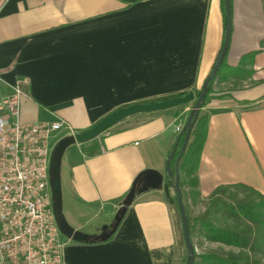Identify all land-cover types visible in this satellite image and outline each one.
Wrapping results in <instances>:
<instances>
[{"label":"crops","instance_id":"1","mask_svg":"<svg viewBox=\"0 0 264 264\" xmlns=\"http://www.w3.org/2000/svg\"><path fill=\"white\" fill-rule=\"evenodd\" d=\"M232 12L227 67L201 110L209 123L196 173L197 205L236 186L264 196V0H233ZM224 24L222 0H0V86L24 88L25 124L63 120L75 134L83 133L120 108L196 95L224 46ZM252 53V64L232 71ZM227 77L239 87L230 89ZM193 106L133 116L66 151L65 217L92 237L115 223L143 172L158 171L165 182L136 197L108 241L62 239L64 264H186L181 213L166 165L182 133L177 128H184ZM93 150L99 153L89 154ZM189 189L183 186V200L198 247L196 199Z\"/></svg>","mask_w":264,"mask_h":264},{"label":"built area","instance_id":"2","mask_svg":"<svg viewBox=\"0 0 264 264\" xmlns=\"http://www.w3.org/2000/svg\"><path fill=\"white\" fill-rule=\"evenodd\" d=\"M26 97L20 85L0 91V264H64L49 171L53 140L76 134L63 120L22 124Z\"/></svg>","mask_w":264,"mask_h":264},{"label":"water","instance_id":"3","mask_svg":"<svg viewBox=\"0 0 264 264\" xmlns=\"http://www.w3.org/2000/svg\"><path fill=\"white\" fill-rule=\"evenodd\" d=\"M122 2L133 4L141 0H120ZM225 1V11L227 17V28L225 32L224 46L218 56V59L214 65V68L206 79L204 86L201 90L200 96L197 98L194 93L187 94L183 97H176L169 100L150 103V104H135L120 108L94 125L89 130L78 133L76 135H70L62 138L58 141L57 145L51 156L50 162V187L53 199V211L57 225L60 229L61 234L68 240H72L76 243H94V242H106L114 236L120 227L123 218L126 216L128 209L132 206L138 195L147 193L151 190L162 189L165 176L155 170H146L143 172L135 181L131 191L123 201L122 208L116 215L115 223L111 226H104L101 230V234L96 237H92L88 234H84L80 231H76L67 221L64 214V198H63V184H62V163L66 151L76 144L84 145L95 141L101 135L118 125L119 123L139 114H153L158 112L169 111L175 108H179L188 104L193 103V109L190 117L184 126L182 133L180 134L177 144L168 158L166 165L167 177L173 182L172 188L177 194V203L181 213L184 239L187 248V261L186 264H195L197 251L195 245L190 236L189 219L186 211V207L183 200V190L181 187V176L179 172V166L182 157L189 145L191 134L196 121L200 115V111L203 109V104L209 92L210 83L216 78L219 69L223 65L224 59L229 51L231 44V37L233 33V12L231 0ZM184 139L183 146L180 154L176 159L175 170L172 168L173 159L179 148L180 141Z\"/></svg>","mask_w":264,"mask_h":264},{"label":"trees","instance_id":"4","mask_svg":"<svg viewBox=\"0 0 264 264\" xmlns=\"http://www.w3.org/2000/svg\"><path fill=\"white\" fill-rule=\"evenodd\" d=\"M143 1V0H141ZM231 3L233 5V0H231ZM222 11L224 15V30L226 32L227 28V17H226V11H225V1L222 0ZM257 53H252L247 56H245L241 62V66L238 69H232V71H239L242 69V67L248 63L252 64L254 61V58L256 57ZM227 56L228 53L224 59L223 65L218 71V74L216 78L210 83L209 92L205 99V102L203 104V108L206 107L211 100L212 94H213V85L218 77L222 74V71L227 67ZM5 86H0V91H5ZM192 92H187L184 94H179L175 96H169L165 98H158L153 99L149 101L142 102L140 104H150V103H156L161 102L165 100H169L176 97H183L187 94H190ZM196 97L198 98L201 94V91H195ZM208 123L209 118L207 115H203L200 111V115L196 121V124L193 128L191 139L189 141V145L182 157L180 166H179V172L181 175H186L193 177V179L189 182L191 186L197 187L198 181L196 179V173L199 168L201 155L207 140L208 136ZM184 139L180 141L179 148L176 153L175 158L173 159V163H176V159L178 158L181 148L183 146ZM99 153L98 150H93L92 152H89L91 155H97ZM168 183L172 186L173 182L168 178ZM181 186L183 188L184 184L181 182ZM244 187V186H239ZM249 189V188H248ZM176 192V191H175ZM125 200V199H124ZM214 208L219 209L221 206V202L217 201L214 204H212ZM212 208V207H211ZM211 208L208 210L211 211ZM229 209L231 211V217L227 221H233V224L225 225L224 227L218 225L217 219H215V216H211V214H207L206 218H203V226L205 231V238L214 243H220L229 247H238L243 250H247L249 254L247 255L245 252L241 253L237 256L233 255V257H222L218 255L217 253L208 254L205 257L206 264H253L251 262L250 254L254 252V244L256 242L257 237L261 236L264 237V212H259V209H252L245 212L249 214V211H251L253 219L256 220L254 224L256 225L257 229L254 230L250 227L249 222H244L241 218V216L238 215L240 211H236V209L231 208L229 206ZM242 214V213H241ZM213 218V219H210ZM260 224V225H259ZM198 256L196 255V258Z\"/></svg>","mask_w":264,"mask_h":264},{"label":"rangeland","instance_id":"5","mask_svg":"<svg viewBox=\"0 0 264 264\" xmlns=\"http://www.w3.org/2000/svg\"><path fill=\"white\" fill-rule=\"evenodd\" d=\"M262 12H263V10H262ZM262 12H260V13L262 14ZM261 14H260V16H261ZM230 76L235 77L236 75L232 74ZM231 79L232 78L227 77L226 80L229 81V84H227V86L230 87V89L239 87V83L238 82H232ZM219 81L221 82V79L217 78L214 85H213V88H216V85H217V83H219ZM222 82H223V80H222ZM222 92H224V90L223 91H217L215 93L216 94H222ZM203 115H205V114H203ZM21 123L25 124L23 121V106H21ZM65 132L66 131H63L59 135V138H61L62 137L61 135ZM57 141H58V138H56L52 142V146L54 145V149L58 143ZM182 177H183V184L185 186H187V189H188V187H190L187 194L192 197L193 196L192 192L195 191L196 187L189 185L190 184L189 182L193 179V177L186 176V175H182ZM195 193L196 192H194V197L196 199ZM194 197H193V199H194ZM217 201L221 202L222 207H220L219 209L211 206L212 204H214ZM194 202L196 204L197 199L194 200ZM229 206L231 208L236 209L237 212L239 210L240 213H238V215L242 217L241 219L244 222H249L250 227L252 229L256 230L257 227L254 224V222H256V220L253 219L251 211H249V214H247L245 212V210L248 211V210H252V209H259L260 210L259 212H264V196L258 194L254 190H251V189H248L245 187L236 186V187H229V188L221 189L212 197L211 200H208L206 202H202L200 205H197V204L195 205V207H197V208L194 211V218L196 220L197 238H198V242H197L198 247H195V248H196L197 256H198L197 261L199 264H206V260H205L206 255L212 254V253H217L218 255L225 257V258L233 257V255L237 256V255L244 253V252L247 255L249 254V252L247 250H243V249H240L238 247H227L223 244H210L209 243L210 241H208V240L206 241L204 239V237L206 235H205L204 226H203V220H204L203 218H206L207 214H211V216H213V217L215 216V219H217V222H218L217 224L222 226V227H224L225 225H229L230 223L233 224V221H230V220L227 221L231 217V214H232L230 209H229ZM209 208H211V211L208 210ZM210 219H213V218H210ZM97 223H98V221L93 224V228H92L93 230H96L95 229L96 226L98 227L99 223L98 224ZM112 224H110V225H112ZM104 226H106V225H104ZM104 226H101V227H104ZM61 238L67 239L62 234H61ZM253 249H254V252L249 255L250 256L249 259H251V262L253 264H264V237H261V236L257 237Z\"/></svg>","mask_w":264,"mask_h":264}]
</instances>
